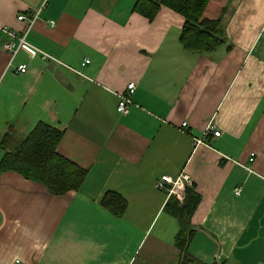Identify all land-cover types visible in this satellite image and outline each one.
<instances>
[{
  "label": "crops",
  "instance_id": "1",
  "mask_svg": "<svg viewBox=\"0 0 264 264\" xmlns=\"http://www.w3.org/2000/svg\"><path fill=\"white\" fill-rule=\"evenodd\" d=\"M135 2L0 0V161L6 133L45 123L63 132L58 153L88 171L61 195L0 173V264H178L179 222L164 206L185 189L156 183L183 174L200 200L188 252L264 264V0H210L203 17L219 20L222 42L207 52L183 47L180 14L162 6L150 20ZM107 192L126 200L122 213Z\"/></svg>",
  "mask_w": 264,
  "mask_h": 264
},
{
  "label": "trees",
  "instance_id": "2",
  "mask_svg": "<svg viewBox=\"0 0 264 264\" xmlns=\"http://www.w3.org/2000/svg\"><path fill=\"white\" fill-rule=\"evenodd\" d=\"M210 0H136L133 10L152 20L162 6L180 14L184 24L180 33L183 47L199 52L212 51L221 44L219 20L203 17ZM63 132L45 123H39L30 133L17 137L10 130L4 135L5 150L0 161V173L14 171L26 179L42 183L55 195L70 190H79L85 182L88 171L58 153L57 147ZM115 213H122L126 200L113 192H107L102 200ZM199 195L194 187L185 186L183 200L171 195L164 210L178 219L179 229L174 238L180 250L178 264H205L188 252L192 226L190 216L199 204ZM212 264H227L215 260Z\"/></svg>",
  "mask_w": 264,
  "mask_h": 264
},
{
  "label": "built area",
  "instance_id": "3",
  "mask_svg": "<svg viewBox=\"0 0 264 264\" xmlns=\"http://www.w3.org/2000/svg\"><path fill=\"white\" fill-rule=\"evenodd\" d=\"M18 19L27 21L28 28H30L32 26V24L34 23V21L36 20V16H32L30 18H27L24 15H19ZM7 32L12 36H16V33L14 31H7ZM23 44H25L24 36L19 38L18 47H20ZM8 48L10 51H12L14 53L17 50V48L12 44H9ZM88 62H89V60H86L83 63V65H85ZM18 69L20 72H24L26 70V67L24 65H20L18 67ZM135 89H136V84L134 82H129L126 85V90L123 93L118 94L119 101H118V105H117V110L119 112L127 113L129 111V105L132 103V95L134 94ZM184 126H186V123H184ZM209 132H212V134L214 136L220 135V131L213 129V126L211 124H208V126L205 129L204 134H208ZM203 141H205L204 138L195 139L196 145L201 144ZM253 156H254V154L252 153L250 160H253ZM190 184H191V179L187 174H183V175L176 177V178H172L169 175H164L156 183V186L158 188H163V187L167 186L169 193L178 195L181 191H183L185 189L186 185H190ZM235 192L237 194H239L240 193V187L235 189Z\"/></svg>",
  "mask_w": 264,
  "mask_h": 264
}]
</instances>
